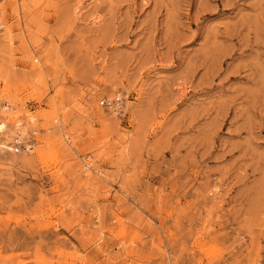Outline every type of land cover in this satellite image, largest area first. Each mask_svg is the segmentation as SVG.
I'll list each match as a JSON object with an SVG mask.
<instances>
[{"label":"rangeland","instance_id":"obj_1","mask_svg":"<svg viewBox=\"0 0 264 264\" xmlns=\"http://www.w3.org/2000/svg\"><path fill=\"white\" fill-rule=\"evenodd\" d=\"M0 264H264V0H0Z\"/></svg>","mask_w":264,"mask_h":264},{"label":"bare ground","instance_id":"obj_2","mask_svg":"<svg viewBox=\"0 0 264 264\" xmlns=\"http://www.w3.org/2000/svg\"><path fill=\"white\" fill-rule=\"evenodd\" d=\"M102 101H106V105L101 104ZM115 101H116V102L109 101V100H107V99H103V100L100 101V105H101V106H104V107H106V108H108V107H110V108H116V107L119 106V101H118L117 98H116ZM116 110H117V109H116Z\"/></svg>","mask_w":264,"mask_h":264},{"label":"built area","instance_id":"obj_3","mask_svg":"<svg viewBox=\"0 0 264 264\" xmlns=\"http://www.w3.org/2000/svg\"><path fill=\"white\" fill-rule=\"evenodd\" d=\"M101 104L106 105V101H102ZM19 145H20V144H19ZM19 145H18V146H19Z\"/></svg>","mask_w":264,"mask_h":264}]
</instances>
